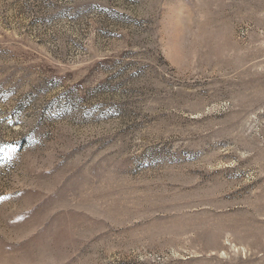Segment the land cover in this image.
Wrapping results in <instances>:
<instances>
[{"label": "rangeland", "instance_id": "rangeland-1", "mask_svg": "<svg viewBox=\"0 0 264 264\" xmlns=\"http://www.w3.org/2000/svg\"><path fill=\"white\" fill-rule=\"evenodd\" d=\"M0 264H264V0H0Z\"/></svg>", "mask_w": 264, "mask_h": 264}]
</instances>
